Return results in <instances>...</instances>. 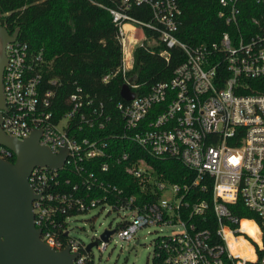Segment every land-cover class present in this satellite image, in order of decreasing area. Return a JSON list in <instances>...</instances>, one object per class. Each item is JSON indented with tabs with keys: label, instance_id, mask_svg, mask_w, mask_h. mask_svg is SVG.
<instances>
[{
	"label": "built area",
	"instance_id": "obj_1",
	"mask_svg": "<svg viewBox=\"0 0 264 264\" xmlns=\"http://www.w3.org/2000/svg\"><path fill=\"white\" fill-rule=\"evenodd\" d=\"M112 1L106 9L120 57L100 82L116 77L133 96L113 105L120 126L106 137L79 134L111 122L102 101L74 85L65 98L68 109L55 118L50 107L57 82L49 79L41 89V51L18 35L4 45L1 131L21 140L39 129V144L53 154L66 150L60 167L36 166L27 177L39 195L31 205L40 239L57 250L66 247L74 264H95L93 246L102 253L113 238L137 244L136 232L155 226L172 232L154 239L152 264H264V0H254L260 8L245 20L242 0H217L215 15L224 28L195 44L176 37L182 24L177 0ZM137 47L166 62L170 49L178 48L183 60L168 79L136 95L142 86L132 71ZM110 139L126 146L110 150ZM11 155L0 145L1 158ZM146 156L176 160L193 176L170 182ZM117 165L136 193L107 178ZM237 202L254 215L232 213ZM91 209L114 212L117 219L86 250L89 242L70 231L75 217ZM242 221L253 233L241 228Z\"/></svg>",
	"mask_w": 264,
	"mask_h": 264
},
{
	"label": "trees",
	"instance_id": "obj_2",
	"mask_svg": "<svg viewBox=\"0 0 264 264\" xmlns=\"http://www.w3.org/2000/svg\"><path fill=\"white\" fill-rule=\"evenodd\" d=\"M177 1L182 21L176 32L179 40L189 44L209 42L214 39L216 31L224 28L215 15L217 0ZM112 4V0H0V25L7 32L17 28L18 39L26 41L32 51H41V89L48 87L46 82L49 79L57 82V86L53 87L50 107L55 118L68 109L65 98L74 85H79L89 96L103 102V109L111 116V122L105 128L94 131L83 128L80 135L91 136L92 132V135L106 137L111 129L120 126L113 105L122 101L119 95L121 81L115 77L107 83L100 82V76L114 69L120 57L115 28L106 9ZM259 8L254 0H242V20ZM182 60L183 55L178 48L170 49L166 62L150 49L137 47L133 52L132 71L142 86L134 93H145L155 82L168 79L172 69ZM123 146H126L124 141L110 139V150L120 152ZM145 158L170 182L181 183L193 176L176 160ZM13 159V155L8 157L11 162ZM97 162L91 165L94 171ZM121 169L122 165L113 167L107 178L119 185L128 184V191L136 193V186L129 176L122 174ZM230 210L239 217L254 215L240 202L230 205ZM241 228L249 234L253 233L245 221H242Z\"/></svg>",
	"mask_w": 264,
	"mask_h": 264
},
{
	"label": "water",
	"instance_id": "obj_3",
	"mask_svg": "<svg viewBox=\"0 0 264 264\" xmlns=\"http://www.w3.org/2000/svg\"><path fill=\"white\" fill-rule=\"evenodd\" d=\"M17 35V28L9 34L0 25V109L4 108L1 83L4 45ZM119 95L128 100L133 93L122 85ZM39 133V129H33L27 137L18 140L0 129V145L6 147L14 158L11 162L0 157V264H74L75 254L66 247L60 250L50 247L40 239V230L33 225L31 203L39 195L33 192L27 177L36 166L60 167L66 154L65 148L53 154L45 145L39 144ZM107 233L104 230L101 237ZM95 243L89 242L86 250Z\"/></svg>",
	"mask_w": 264,
	"mask_h": 264
},
{
	"label": "rangeland",
	"instance_id": "obj_4",
	"mask_svg": "<svg viewBox=\"0 0 264 264\" xmlns=\"http://www.w3.org/2000/svg\"><path fill=\"white\" fill-rule=\"evenodd\" d=\"M114 212L106 213V211L98 212L97 209H91L86 213L79 214L71 223L72 230L70 233L85 243L91 238H97L99 233L106 227H113L116 222ZM170 228H158L149 226L138 230L135 240L124 242L113 238L107 244L106 250L102 253L93 246L91 252L93 254L95 264H152L151 253L152 243L154 239L161 234L171 233Z\"/></svg>",
	"mask_w": 264,
	"mask_h": 264
}]
</instances>
